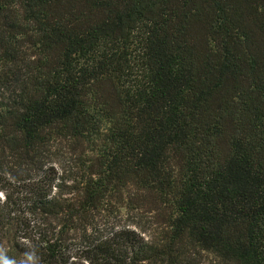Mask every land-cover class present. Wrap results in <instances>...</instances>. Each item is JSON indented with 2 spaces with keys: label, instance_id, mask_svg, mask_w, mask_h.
Returning a JSON list of instances; mask_svg holds the SVG:
<instances>
[{
  "label": "trees",
  "instance_id": "1",
  "mask_svg": "<svg viewBox=\"0 0 264 264\" xmlns=\"http://www.w3.org/2000/svg\"><path fill=\"white\" fill-rule=\"evenodd\" d=\"M0 193L50 264H264V0H0Z\"/></svg>",
  "mask_w": 264,
  "mask_h": 264
},
{
  "label": "rangeland",
  "instance_id": "2",
  "mask_svg": "<svg viewBox=\"0 0 264 264\" xmlns=\"http://www.w3.org/2000/svg\"><path fill=\"white\" fill-rule=\"evenodd\" d=\"M57 152V151H56ZM56 152L54 156L56 159L58 158L61 160V163L63 164L64 161L67 159L69 153L68 151L66 152V148L62 147L60 151L57 153ZM2 194L0 193V198H2ZM142 202L144 201V198L141 197L140 199ZM113 211H108L107 216H108V221L111 224L115 223H127L133 218L132 213H128L125 210L121 212H117L115 208L112 209ZM134 215V214H133ZM107 218V217H106ZM99 222L100 228L103 226L105 217L102 216H96V219ZM69 236L72 238L70 239L71 243L69 244L70 247V253L73 254L74 256L70 258L67 264H87L85 261H83L80 257V251L78 250V246L81 245L79 241V234L78 233H73L69 232ZM19 242H26L25 239H20ZM11 252H13L11 254ZM69 253V254H70ZM7 259L9 261H12L13 264H50L47 262H44L43 259H41L38 254L34 251V248L31 246L24 247V249H18L17 250H11L10 243L6 240H3L0 242V263L3 264V260ZM52 264H63L62 260H58L56 263Z\"/></svg>",
  "mask_w": 264,
  "mask_h": 264
},
{
  "label": "clouds",
  "instance_id": "3",
  "mask_svg": "<svg viewBox=\"0 0 264 264\" xmlns=\"http://www.w3.org/2000/svg\"><path fill=\"white\" fill-rule=\"evenodd\" d=\"M3 264H13V262H12V261H9V260H7V259H4V260H3Z\"/></svg>",
  "mask_w": 264,
  "mask_h": 264
}]
</instances>
